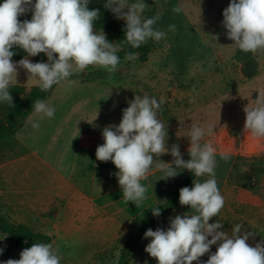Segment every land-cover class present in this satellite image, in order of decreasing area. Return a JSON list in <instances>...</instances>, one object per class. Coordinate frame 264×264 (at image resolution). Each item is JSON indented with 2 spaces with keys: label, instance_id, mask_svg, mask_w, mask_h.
I'll list each match as a JSON object with an SVG mask.
<instances>
[{
  "label": "crops",
  "instance_id": "obj_1",
  "mask_svg": "<svg viewBox=\"0 0 264 264\" xmlns=\"http://www.w3.org/2000/svg\"><path fill=\"white\" fill-rule=\"evenodd\" d=\"M229 74L236 76L239 83L230 86L215 81L219 89L208 93L202 90L192 92L182 84L173 86L172 93L162 97L164 105L158 110L157 117L167 131L166 147L171 149L173 145H179L185 161L190 159L187 151L190 139L187 136L191 127L205 128L201 143L210 142L216 149L215 177L225 199L224 207L209 223L220 222L222 230L231 234L234 224L228 217H239L240 196L245 191L247 174L245 132L241 127L246 118L244 90L246 85L264 78V75L259 71L254 78L246 79L241 65ZM111 76L69 79L57 85L44 99L55 109L54 116L41 119L32 110L21 128L0 144V212L14 223L52 237L50 244L60 253L62 264H112L106 258L108 254L116 249L122 250L126 240L136 236L152 212L151 208L168 202L174 194V183L184 181L191 173L183 169L175 177L160 179L163 174L157 165L171 163L174 157L170 152L159 157L154 155L148 178L141 181L148 189L146 199L140 207L131 201L125 203L115 175L119 170L111 161L97 160L95 153L97 147L104 144L103 129L109 125L118 126L128 102L136 95L142 96L145 90L121 87ZM12 84L23 85L16 81ZM260 89L264 87H251L247 94L251 96L253 90L259 92ZM224 99L228 100L227 103L219 104ZM253 101L251 97L249 105ZM161 110L169 112L165 115ZM33 123H38L39 128H33ZM209 127L212 128L211 134L207 133ZM233 130H240L238 146L232 141ZM51 137L56 141L51 142L54 139ZM4 142L6 147L2 149ZM222 153L229 154L227 162L221 159ZM206 179V175L195 176L188 187ZM191 211L190 206L179 203L150 229L166 231L170 227V218ZM150 241L151 238L143 237L124 264H158L145 252ZM218 244L212 245L209 253L193 264L207 261Z\"/></svg>",
  "mask_w": 264,
  "mask_h": 264
},
{
  "label": "clouds",
  "instance_id": "obj_2",
  "mask_svg": "<svg viewBox=\"0 0 264 264\" xmlns=\"http://www.w3.org/2000/svg\"><path fill=\"white\" fill-rule=\"evenodd\" d=\"M89 0H3L0 3V103L12 105L10 85L16 81L17 69L23 68L42 92L54 85H61L73 75H79L89 66H97L113 73L120 64L117 52L119 44L107 40L103 31L94 30V22L99 18V9L89 10ZM105 8L110 9L117 19L126 21L124 41L132 48H139L149 39L159 42L165 32L154 25L160 14L145 18L143 13L148 5L144 0L129 3L128 0H107ZM127 9V11H124ZM32 12L31 20L21 22L18 17ZM172 11L181 13L183 5ZM222 24L227 30V38L245 53L264 52V0H230L223 10ZM175 25H169L175 31ZM215 39L216 37L213 36ZM22 49L26 56L17 63L11 57L13 46ZM44 53L48 62H31L27 57ZM55 54V55H54ZM137 53L126 54L125 59L134 60ZM75 83V81H71ZM123 110L118 126L109 125L102 131L104 144L96 149V159L111 161L119 170L115 175L122 190L125 203L133 202L140 207L146 199L147 187L141 183L156 157L170 152L171 163L157 165L162 172L160 179L167 180L187 169L196 177L207 176L203 182L179 190V203L190 206L191 213L170 218V227L165 231L157 228L146 230L144 238H151L145 247L158 264H193L209 253L212 245L218 247L202 264H264V240L251 246L247 241L255 233L243 230L242 223L231 228V234L223 229L220 222L209 223L224 207L215 177L217 167L216 149L210 142L201 143L206 130L193 125L188 132L190 159L182 158L179 145L166 147L167 131L157 117L163 100L136 95ZM246 119L244 132L254 139H264V89H260L252 105L244 109ZM35 115L52 118L55 109L37 99L33 104ZM38 129L39 124L33 123ZM212 128L207 129L211 134ZM230 156L222 153L227 162ZM175 165V167H173ZM155 217L161 215L159 206L152 207ZM211 237V239H209ZM4 251L0 248V254ZM4 264H60V257L49 243H34L20 253V259H8Z\"/></svg>",
  "mask_w": 264,
  "mask_h": 264
},
{
  "label": "rangeland",
  "instance_id": "obj_3",
  "mask_svg": "<svg viewBox=\"0 0 264 264\" xmlns=\"http://www.w3.org/2000/svg\"><path fill=\"white\" fill-rule=\"evenodd\" d=\"M128 2L134 3L136 0H128ZM144 2L148 8L143 16L150 18L159 13L161 18L154 28L166 34L159 42L152 39L146 42L157 44V49L149 55L148 60L142 62L138 54L134 60L120 61L117 70L113 73L97 66H89L85 71L99 70L106 75L111 74L112 79L119 86H133L137 91L143 89L145 91L142 96L146 94L149 98L157 99L158 102L164 95L171 94L172 87L178 84L184 85L192 92L202 90L208 93L209 90L219 89L218 84L234 86L239 83L236 76L229 74V71L240 67L235 59L236 46L227 38V30L222 24V13L228 7L230 0H144ZM0 3H3V0H0ZM177 5H183L184 11L174 13L172 9ZM31 17L32 12L29 11L18 19L23 22L31 20ZM169 25H175V31H170ZM94 30L97 33L101 31ZM254 56L259 63L258 72L264 75V52L254 53ZM11 59L14 63L20 61ZM28 59L32 62L31 57ZM17 73L16 82L23 83L26 88L36 85L32 80H28L29 74L25 69L18 67ZM215 81H218L217 85ZM255 86L264 87V78L246 85L244 109L249 105L251 97L255 100L258 95L254 90L251 96L247 94L248 90ZM227 101V99L221 100L219 104ZM163 105L164 102L160 109ZM161 111L165 115L169 112ZM244 123L245 120L241 124L243 128ZM239 133L240 130H233L231 133L235 146L240 143ZM55 141V138L51 139V142ZM257 141H261L263 146L257 148V151L246 148L244 152L247 174L244 178L245 191L240 196L239 217H228L234 225L242 223L243 230L255 233L254 237H250L247 241L251 246L264 240V139ZM5 143L2 149L6 147ZM0 248L4 249L0 254V264H4L8 259H20L19 251L3 234H0ZM120 251L116 249L106 258L111 261L110 263L115 264L119 260ZM57 254L60 256V253Z\"/></svg>",
  "mask_w": 264,
  "mask_h": 264
},
{
  "label": "trees",
  "instance_id": "obj_4",
  "mask_svg": "<svg viewBox=\"0 0 264 264\" xmlns=\"http://www.w3.org/2000/svg\"><path fill=\"white\" fill-rule=\"evenodd\" d=\"M107 0H89V10L99 9V18L94 22V29L101 30L106 33V38L109 42L119 44L120 50L117 55L120 57V61L126 60V54L134 52L140 54V60L146 62L149 55L157 49L155 43H145L139 48H132L128 45L125 39L126 21L123 19H117L115 14L105 8ZM14 55L11 57L16 60L25 58L26 53L17 46H13L11 49ZM55 55V54H54ZM32 58V62H48L47 56L44 53H40L37 56H29ZM28 58V57H27ZM236 61L241 65V72L246 79H252L258 74L259 63L256 60L254 53H245L236 48L235 54ZM106 77V73L103 71H84L79 75H73L68 78L81 80V79H102ZM54 85L49 91L42 92L40 88L35 85L30 88L18 84L10 85V94L13 97L12 105L6 103H0V144L8 136L14 135L22 126L24 120L33 110V104L37 99L44 100L55 88ZM195 175L190 173L186 179L182 182L174 183V194L171 199L160 205L161 215L159 217L153 216L152 212L143 221L139 227L136 236L128 238L120 252L119 260L116 264H124L127 261L135 249L140 245V241L144 237L146 230L157 222L164 214L171 211L179 204V190L183 187H188L194 180ZM0 234L7 237L19 251V254L26 248H30L34 243H51L52 237L36 232L32 228L12 222L8 217L0 212ZM60 264H62L60 262Z\"/></svg>",
  "mask_w": 264,
  "mask_h": 264
},
{
  "label": "built area",
  "instance_id": "obj_5",
  "mask_svg": "<svg viewBox=\"0 0 264 264\" xmlns=\"http://www.w3.org/2000/svg\"><path fill=\"white\" fill-rule=\"evenodd\" d=\"M244 143H245V149L257 151V148L259 149L261 146H263V143L261 141H257L254 139L248 132L245 133L244 136Z\"/></svg>",
  "mask_w": 264,
  "mask_h": 264
}]
</instances>
